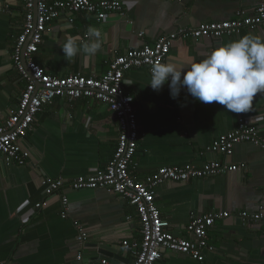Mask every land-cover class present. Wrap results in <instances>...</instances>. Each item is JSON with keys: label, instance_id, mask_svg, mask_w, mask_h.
<instances>
[{"label": "crops", "instance_id": "obj_1", "mask_svg": "<svg viewBox=\"0 0 264 264\" xmlns=\"http://www.w3.org/2000/svg\"><path fill=\"white\" fill-rule=\"evenodd\" d=\"M119 1L123 15L108 14L100 22L81 13L68 24V16H62L43 34L34 61L54 77H100L117 56L152 45L178 29L231 20L239 10L252 14L261 0ZM23 24L22 0H0V124L17 107L28 82L12 61ZM89 26L102 31L101 50L91 58L77 55L67 60L59 43L69 35L87 39ZM247 34L264 38V26L219 40H178L166 62L186 68L214 48ZM150 79L144 69L130 70L123 78L140 126L131 169L135 180L173 166H201L214 161L245 166L244 171L161 184L155 204L169 222L170 233L187 237L185 227L192 218L209 212H247L263 217L254 222L237 218L216 221L207 237L213 251L204 250L202 262L162 250L156 264H264V151L243 143L236 145L228 158L204 152L218 136L234 130L239 118L255 124L264 136V93L254 97L252 111L233 113L217 102L196 100L186 89L174 100L167 84L154 91L148 85ZM117 140V122L102 102L56 98L44 107L20 142L30 155L26 164L6 167L0 163V263L89 264L106 258L115 264H132L133 257L122 242L141 240L133 206L102 189L72 191L65 185L56 195L47 196L41 184L43 178L68 184L77 177L99 174L112 158ZM63 196L67 198L65 218L61 214ZM37 204L43 206L37 209ZM74 221L88 230L82 245L76 242Z\"/></svg>", "mask_w": 264, "mask_h": 264}, {"label": "built area", "instance_id": "obj_2", "mask_svg": "<svg viewBox=\"0 0 264 264\" xmlns=\"http://www.w3.org/2000/svg\"><path fill=\"white\" fill-rule=\"evenodd\" d=\"M22 4L24 24L13 47L12 61L19 75L28 82L21 92L17 107L0 124V163L6 167L26 164L30 155L20 147V142L25 138L34 118L54 99H92L107 105L117 122L118 140L112 158L97 175L77 177L68 184L59 179L43 178L41 184L45 187L47 196L56 195L65 185L72 191L102 189L133 206L141 226V240L122 242L123 249L133 257L132 264H156L162 250L184 254L202 262L203 251H213L207 244V237L216 221L237 218L242 222H254L263 218L261 214L247 212L236 215L229 212H209L192 218L185 227L187 237L170 233L169 222L161 217L155 204L156 191L161 184L186 183L238 170L244 171L245 166L217 161L201 166H173L158 169L141 180H135L131 169L140 139V126L133 98L123 87V78L128 71L134 69H144L151 76L153 63L166 62L171 47L178 40H219L226 36H238L243 30H255L264 26V0L260 1L252 14L239 10L231 20L204 23L193 29H178L159 37L152 45H144L140 49L117 56L100 77L79 74L50 76L44 67L34 61L33 55L42 42L43 34L50 31L53 23L62 16H68V24H72L74 16L81 13L91 15L97 22L104 20L108 14L122 16L124 7L119 0H37L36 5L34 0H22ZM243 143L264 151V136L260 135L259 128L252 122L239 118L234 130L218 136L204 152L228 158L232 155L233 148ZM60 201L61 214L65 218L67 198L63 196ZM42 206L37 204L35 207L39 209ZM73 225L77 231L76 242L79 245L86 243L88 230L77 221ZM77 259L80 260V256ZM89 264L115 263L102 258Z\"/></svg>", "mask_w": 264, "mask_h": 264}, {"label": "clouds", "instance_id": "obj_3", "mask_svg": "<svg viewBox=\"0 0 264 264\" xmlns=\"http://www.w3.org/2000/svg\"><path fill=\"white\" fill-rule=\"evenodd\" d=\"M86 35L87 39L69 35L59 43L67 60L77 55L91 58L101 50L102 31L89 26ZM150 71L148 85L160 91L167 84L174 100L186 89L200 102H217L233 113H247L252 111L254 97L264 93V38L247 34L214 48L205 58L193 60L186 68L156 61Z\"/></svg>", "mask_w": 264, "mask_h": 264}, {"label": "water", "instance_id": "obj_4", "mask_svg": "<svg viewBox=\"0 0 264 264\" xmlns=\"http://www.w3.org/2000/svg\"><path fill=\"white\" fill-rule=\"evenodd\" d=\"M34 1H35V5H36V1H37V0H34Z\"/></svg>", "mask_w": 264, "mask_h": 264}]
</instances>
